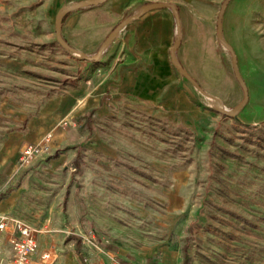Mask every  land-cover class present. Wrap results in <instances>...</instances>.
Here are the masks:
<instances>
[{"label": "rangeland", "instance_id": "1", "mask_svg": "<svg viewBox=\"0 0 264 264\" xmlns=\"http://www.w3.org/2000/svg\"><path fill=\"white\" fill-rule=\"evenodd\" d=\"M197 1L188 12L212 15L211 30L193 22L206 54L197 81L232 108L245 94L217 31L224 0ZM43 2L0 0V143L91 61L58 41L56 16ZM223 35L248 88L237 117L206 95L219 120L203 134L123 105L96 120L80 168L52 165L45 153L26 167L18 162L4 191L22 190L17 210L36 228L31 264L76 263L69 242L79 264H145L149 256L160 264H264V0H231ZM1 229L12 234L13 249V230ZM51 248L57 258L47 263Z\"/></svg>", "mask_w": 264, "mask_h": 264}, {"label": "crops", "instance_id": "2", "mask_svg": "<svg viewBox=\"0 0 264 264\" xmlns=\"http://www.w3.org/2000/svg\"><path fill=\"white\" fill-rule=\"evenodd\" d=\"M76 1L79 0H44L43 5L50 16L53 13L56 16L62 6ZM152 1L176 3L180 26L170 7L140 13L141 6ZM212 2L209 0L208 4L212 5ZM196 4L197 0H106L66 16L64 37L73 46L93 54L120 21L140 13L116 35L100 59L85 65L77 81L66 83L61 92L48 96L23 128L11 132L0 143V219L3 215H22L17 210L22 190L10 187L5 192L4 188L16 174L19 152L26 142H39L52 133L51 149L45 153L47 162L52 165L70 162L78 169L82 166L84 144L96 120L114 114L123 105L167 115L196 133L212 132L218 123V115L206 106V95L176 68L171 54L174 41L180 34L177 57L200 81L198 63H204L206 54L195 41L197 31L193 22L204 23V30L209 23L211 30L212 15L187 11L186 6ZM67 147L75 151L72 156H68ZM11 235L5 229L0 230V255L6 264L13 257L12 246H9ZM69 251H73L76 263L68 264H79L74 242H69L67 253Z\"/></svg>", "mask_w": 264, "mask_h": 264}, {"label": "water", "instance_id": "3", "mask_svg": "<svg viewBox=\"0 0 264 264\" xmlns=\"http://www.w3.org/2000/svg\"><path fill=\"white\" fill-rule=\"evenodd\" d=\"M106 0H79L76 2H73L71 4L68 5H64L62 6L57 14H56V19H55V32H56V36L58 41L68 50H70L71 52L79 55L82 59H86V60H98L100 59V57L102 56V54L104 53L106 47L113 41V39L116 37V35L128 24L130 23L132 20H134L135 18H137L140 13L154 9V8H162V7H170L175 15L176 21H177V25L178 27L180 26V15H179V11H178V5L176 3L173 2H166V1H152V2H147L144 3L141 6V11L140 13H134L131 14L129 16H127L126 18H124L122 21H120L115 27L114 29L108 34V36L104 39V41L101 43L99 49L93 53V54H89L75 46H73L72 44H70L68 42V40L64 37L63 35V23H64V19L65 17L72 11L87 7L89 5H93V4H98V3H102ZM231 0H224L222 5H221V9L218 15V21H217V31H218V35L220 36V38L223 40V42L225 43V45L228 47V49L231 51V55H232V63H233V67L236 73V76L238 78V80L240 81L243 89H244V98L242 99V101L237 104L236 106L230 108L228 106H226L225 104H223V102L221 101V99L216 96L213 95L209 92H207L200 84L199 82L186 70V68L183 66V64L180 62V60L177 57V50L181 45V35L179 34L178 37L176 38V40L174 41V44L171 48V54L173 57V61L176 65V68L187 78L189 79L198 90H200L203 94L217 100L220 103V106L218 107V110L221 111L222 113H225L226 115H229L231 117H237L238 113L240 112V110L244 107V105L247 103L248 98H249V94H248V88L247 85L239 71L238 68V63H237V56L236 53L234 52V50L232 49V47L229 45V43L226 41V39L224 38L223 35V16L226 10V7L228 6L229 2Z\"/></svg>", "mask_w": 264, "mask_h": 264}, {"label": "built area", "instance_id": "4", "mask_svg": "<svg viewBox=\"0 0 264 264\" xmlns=\"http://www.w3.org/2000/svg\"><path fill=\"white\" fill-rule=\"evenodd\" d=\"M52 133H48L39 142H26L21 148L19 156L20 167L28 166L34 159L51 149ZM0 228H11L14 232L12 238L13 263L11 264H31L32 255L37 247L36 228L31 222H27L20 217L3 215L0 219ZM56 251L51 248L44 253L43 259L47 262L55 261ZM48 263V262H47Z\"/></svg>", "mask_w": 264, "mask_h": 264}, {"label": "trees", "instance_id": "5", "mask_svg": "<svg viewBox=\"0 0 264 264\" xmlns=\"http://www.w3.org/2000/svg\"><path fill=\"white\" fill-rule=\"evenodd\" d=\"M66 18V17H65ZM65 20V19H64ZM184 263H187V253L186 251H184ZM122 264H133L131 262H128L126 260H122ZM145 264H160L159 262V259L156 257V256H149L147 259H146V262Z\"/></svg>", "mask_w": 264, "mask_h": 264}]
</instances>
